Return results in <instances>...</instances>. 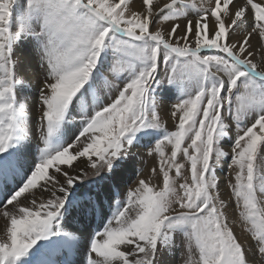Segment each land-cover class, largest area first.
Returning a JSON list of instances; mask_svg holds the SVG:
<instances>
[{
	"label": "snow or ice",
	"instance_id": "obj_1",
	"mask_svg": "<svg viewBox=\"0 0 264 264\" xmlns=\"http://www.w3.org/2000/svg\"><path fill=\"white\" fill-rule=\"evenodd\" d=\"M177 247L264 264V0H0V264Z\"/></svg>",
	"mask_w": 264,
	"mask_h": 264
},
{
	"label": "bare ground",
	"instance_id": "obj_2",
	"mask_svg": "<svg viewBox=\"0 0 264 264\" xmlns=\"http://www.w3.org/2000/svg\"><path fill=\"white\" fill-rule=\"evenodd\" d=\"M19 52L21 53V59L22 60L27 58V57H29L30 56V46H28L27 44H24L23 49L20 46ZM26 95H27L29 101H34L35 100V92H34V90L29 89L28 92L26 93ZM140 151L143 154V149H141ZM141 157H138L136 159V161L134 162L135 163V167L137 169H139L140 172H141V170L143 171V173L139 172V176L147 178L148 175H149V168L156 166L155 165V161L152 158H147V159L144 158V163H143ZM139 165H142V168H139ZM224 174L225 173H223V172L220 173L221 176H223ZM126 175L127 176H131L132 180L129 181L130 183L138 178L137 175H133L132 174V165H129V168H128L127 172H126ZM174 250L183 252V249L181 247H177ZM175 258H177L178 260L183 261L182 254L181 253H175L174 251H173V253H170V254L166 253L165 257H164V259H170V260H174V261H175ZM175 264H176V262H175Z\"/></svg>",
	"mask_w": 264,
	"mask_h": 264
},
{
	"label": "rangeland",
	"instance_id": "obj_3",
	"mask_svg": "<svg viewBox=\"0 0 264 264\" xmlns=\"http://www.w3.org/2000/svg\"><path fill=\"white\" fill-rule=\"evenodd\" d=\"M19 3H20L21 5H23L24 0H19ZM23 46H24V44L21 45V48H22V49H23ZM19 49H20V46L17 47L15 54H16L17 57L21 58V53L19 52ZM17 51H18V52H17ZM141 159H142V161H143V163H144V157H143V156L141 157ZM139 168H142V165H139ZM140 173H143V171L141 170ZM219 174H220V173H219ZM179 243H180V239L178 238V239H177V244H179ZM174 252H175V253H181V254H182V252L177 251V250H174ZM175 262H176V264H183V261L178 260L177 258H175Z\"/></svg>",
	"mask_w": 264,
	"mask_h": 264
}]
</instances>
